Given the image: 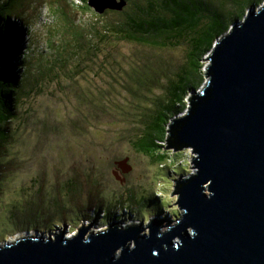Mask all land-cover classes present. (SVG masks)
Instances as JSON below:
<instances>
[{"label": "rangeland", "instance_id": "rangeland-1", "mask_svg": "<svg viewBox=\"0 0 264 264\" xmlns=\"http://www.w3.org/2000/svg\"><path fill=\"white\" fill-rule=\"evenodd\" d=\"M11 1L2 25L24 33L25 65L18 116L0 150V245L65 230L72 238L91 224L90 233L118 222L142 235H150L154 220H165L164 231L176 226L183 212L174 191L197 172L193 151L169 150L166 141L169 160L160 164L135 145L188 64L187 38L165 48L102 39L107 22L126 17L100 16L81 0ZM208 66L205 59L201 89ZM164 202L170 208L159 210Z\"/></svg>", "mask_w": 264, "mask_h": 264}, {"label": "water", "instance_id": "water-1", "mask_svg": "<svg viewBox=\"0 0 264 264\" xmlns=\"http://www.w3.org/2000/svg\"><path fill=\"white\" fill-rule=\"evenodd\" d=\"M88 4L104 15L128 2ZM206 60L205 88L192 91L168 142L193 151L197 171L176 185V226L164 231L158 219L150 235L114 222L101 233L83 226L73 238L66 230L29 236L0 245V264H264V5L235 21Z\"/></svg>", "mask_w": 264, "mask_h": 264}, {"label": "trees", "instance_id": "trees-1", "mask_svg": "<svg viewBox=\"0 0 264 264\" xmlns=\"http://www.w3.org/2000/svg\"><path fill=\"white\" fill-rule=\"evenodd\" d=\"M81 1L83 9L91 11L89 0ZM126 1L128 5L123 12L107 11L104 14L126 18L118 23L107 22L102 39L116 35L128 43L154 48L178 47L183 40H188V64L174 83L167 106L159 110L146 135L135 145L139 153L153 162L165 164L170 153L163 144L172 141L171 122L184 113L188 95L204 85L206 57L235 21L244 20L249 9L259 7L264 0H147L146 5ZM11 3V0H0V33L3 35L0 41V150L10 140V125L18 116V102L23 89L20 67L25 65L21 46V34L24 33L17 25H2V18H11L8 13ZM93 30L100 36L96 27ZM159 207V210L168 209L170 204L164 202ZM125 210L137 213L133 209ZM171 212L176 214L174 210Z\"/></svg>", "mask_w": 264, "mask_h": 264}, {"label": "bare ground", "instance_id": "bare-ground-1", "mask_svg": "<svg viewBox=\"0 0 264 264\" xmlns=\"http://www.w3.org/2000/svg\"><path fill=\"white\" fill-rule=\"evenodd\" d=\"M73 238V237H72ZM131 248H133V246H131Z\"/></svg>", "mask_w": 264, "mask_h": 264}]
</instances>
